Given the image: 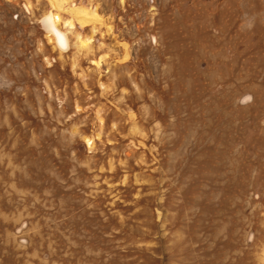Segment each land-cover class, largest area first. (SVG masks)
Instances as JSON below:
<instances>
[{"label": "rangeland", "instance_id": "1", "mask_svg": "<svg viewBox=\"0 0 264 264\" xmlns=\"http://www.w3.org/2000/svg\"><path fill=\"white\" fill-rule=\"evenodd\" d=\"M54 1L0 0V264H264V0Z\"/></svg>", "mask_w": 264, "mask_h": 264}, {"label": "bare ground", "instance_id": "2", "mask_svg": "<svg viewBox=\"0 0 264 264\" xmlns=\"http://www.w3.org/2000/svg\"><path fill=\"white\" fill-rule=\"evenodd\" d=\"M54 2H57L60 5L61 3H59V2H63V1L55 0ZM74 9H75V11L81 10L80 8H74ZM81 11H84V10H81ZM87 15H89L88 11H87ZM60 19H61V16L59 15V13H56V14H54V17L51 14H48L47 16L44 17L43 21H44L46 28H49L50 30L56 32L60 42L62 44H64L66 40H65L64 36L62 35V33L60 32V30L58 29L57 24H56V22L58 23ZM66 23L70 28L73 27L72 20H66Z\"/></svg>", "mask_w": 264, "mask_h": 264}, {"label": "water", "instance_id": "3", "mask_svg": "<svg viewBox=\"0 0 264 264\" xmlns=\"http://www.w3.org/2000/svg\"><path fill=\"white\" fill-rule=\"evenodd\" d=\"M60 32H61V31H60ZM61 33H62V35L64 36V38H65V40H66V37H65L64 33H63V32H61ZM55 34H56V32H55ZM56 36H57V34H56ZM57 39H58V42H59L61 45H64V46L66 45V41H65L64 44H62V43L60 42L58 36H57Z\"/></svg>", "mask_w": 264, "mask_h": 264}, {"label": "clouds", "instance_id": "4", "mask_svg": "<svg viewBox=\"0 0 264 264\" xmlns=\"http://www.w3.org/2000/svg\"><path fill=\"white\" fill-rule=\"evenodd\" d=\"M248 100H251V97H248Z\"/></svg>", "mask_w": 264, "mask_h": 264}]
</instances>
